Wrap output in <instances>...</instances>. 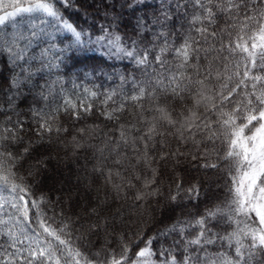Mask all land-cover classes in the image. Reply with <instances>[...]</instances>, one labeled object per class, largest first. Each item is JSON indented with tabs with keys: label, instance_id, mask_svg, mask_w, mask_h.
Returning <instances> with one entry per match:
<instances>
[{
	"label": "snow or ice",
	"instance_id": "6c2138e0",
	"mask_svg": "<svg viewBox=\"0 0 264 264\" xmlns=\"http://www.w3.org/2000/svg\"><path fill=\"white\" fill-rule=\"evenodd\" d=\"M7 2L10 10L0 0V264H264V0H104V19L91 30L71 15L86 22L82 0ZM81 50L103 55L112 71L94 66L78 79L120 81V89L85 90L103 96V125L87 124L94 105L85 99L54 103L69 53ZM61 111L72 128L57 122ZM53 134L70 135L73 155L90 154L110 190L103 209L100 201L80 205L86 222L66 213L60 196L53 203L35 194L52 162L40 149ZM201 170H226L221 192L202 187ZM66 187L71 207L75 189ZM161 198L170 211L196 214L146 235ZM126 214L145 230L129 235ZM101 233L103 243L86 251Z\"/></svg>",
	"mask_w": 264,
	"mask_h": 264
},
{
	"label": "trees",
	"instance_id": "16d2710c",
	"mask_svg": "<svg viewBox=\"0 0 264 264\" xmlns=\"http://www.w3.org/2000/svg\"><path fill=\"white\" fill-rule=\"evenodd\" d=\"M5 2H7V0H5ZM82 6L88 10L86 22L81 17L80 13L71 14L72 18L79 21L82 27L90 30L94 29V26L104 19L101 15L104 11V0H82ZM5 8L10 7L7 6ZM121 31H124V29L122 28ZM107 63H109V61L105 60L103 55L94 51L81 50L69 53V58L65 61L66 67L64 69L68 72V75L59 77L60 83L54 86V103H60L62 100L68 99H70L72 103H78L81 99H85L86 102L93 103L94 105L93 114L86 117L87 124L91 125L93 122H96L103 125L107 123L99 114L103 96H100L99 99L88 98L85 90H96L99 94L102 91L107 92L113 89H120L119 79L113 77L108 80H103V77L96 79L91 76L87 79H78L76 75L80 73L81 76H83L85 69H91L94 66L104 68ZM104 70L106 72L112 71L108 68H104ZM115 71L118 73L126 72L123 65H119ZM131 71V69L127 70V72ZM137 75L139 74L137 73ZM54 79H56V77H54ZM101 80H103L102 88ZM57 92H59V96L56 95ZM117 103H119V99H117ZM109 106H112V102H109ZM24 111L26 112L27 109H24ZM21 118L23 119L24 117ZM57 122L69 128H72L75 123L70 117L64 115L63 111L58 115ZM83 123L84 121H81V124ZM73 143L70 135H65L64 140L58 141L55 134H53L51 143H49L47 139L43 141V147H41L40 151L42 153L45 151L50 153L52 162L47 175L44 176L42 189L38 186V190L35 194L39 196L42 190L52 198L53 203L56 197L60 196L61 200L64 201L62 205L63 210L69 214H79L83 218V222H86L87 215L81 210L80 205L87 206L90 203L95 204L100 201L101 209H103L104 205L102 202L106 194H108L110 198V190L98 176L93 174V161L90 154H88L89 159H85L86 153L84 150H80L73 155ZM185 167H187V164H185ZM225 171L226 170H221L217 172L213 170L211 175H204L203 170H201L197 178L203 182L202 187L208 192H221L222 189L218 188L217 184L222 183L225 178ZM193 175H196V173L193 172ZM61 177H63V179H61ZM60 180H62V184ZM58 181L59 184H57ZM65 183H68V185H71L75 189L73 191V203L71 207L69 206L68 197L66 195L68 189L61 187V185H65ZM164 187H167L166 177ZM76 201H78V203H76ZM59 207L58 205V210ZM115 207L116 206H113V211H115ZM169 208L170 206L163 201V198H161V203L159 205L153 201L150 210L152 218L151 222L146 226V230L145 226L137 219L136 214H126L123 227L130 229L128 232L129 235L140 230H145L146 235H151L154 231L169 227L175 217H189L190 215L194 216L196 214V209L193 207H186L183 210L177 208L175 211H170ZM224 227V225H220L215 230L223 234ZM91 239L93 243L88 245L87 249H85L86 251H94L93 245L99 246L103 243L105 237L103 233H101L100 237L97 238L93 236Z\"/></svg>",
	"mask_w": 264,
	"mask_h": 264
},
{
	"label": "rangeland",
	"instance_id": "374dc122",
	"mask_svg": "<svg viewBox=\"0 0 264 264\" xmlns=\"http://www.w3.org/2000/svg\"><path fill=\"white\" fill-rule=\"evenodd\" d=\"M7 6H9V4L7 3V2H5L4 3V7H7ZM10 9V8H9ZM0 14H2V13H0ZM61 179H63V177H61ZM61 182V184H62V180H60ZM66 181V180H65ZM57 184H59V181L57 182ZM68 185V183H65V185H61V187H64V189L66 188V189H68L66 186ZM57 186V185H56Z\"/></svg>",
	"mask_w": 264,
	"mask_h": 264
}]
</instances>
